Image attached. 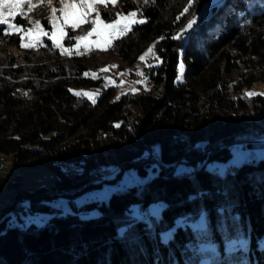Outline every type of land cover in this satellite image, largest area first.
I'll use <instances>...</instances> for the list:
<instances>
[{"label": "trees", "instance_id": "1", "mask_svg": "<svg viewBox=\"0 0 264 264\" xmlns=\"http://www.w3.org/2000/svg\"><path fill=\"white\" fill-rule=\"evenodd\" d=\"M137 8L147 22L109 48L132 64L155 45L144 73L159 92L118 94L112 84L94 102L74 95L99 80L85 75L84 52L64 62L49 39L36 57L8 54L0 65V155L54 174L29 190L20 174L0 175V188L15 189L0 210V264H264V157L216 164L240 138L264 137V95H245L264 83V0H119L100 13ZM19 44L0 35V52ZM127 168L143 180L99 198ZM24 206L48 218L10 223Z\"/></svg>", "mask_w": 264, "mask_h": 264}, {"label": "rangeland", "instance_id": "2", "mask_svg": "<svg viewBox=\"0 0 264 264\" xmlns=\"http://www.w3.org/2000/svg\"><path fill=\"white\" fill-rule=\"evenodd\" d=\"M32 4L34 6L33 11H28L27 6H25L24 11L26 12V17H21L23 19H26V23L21 22L18 20L17 15L14 19V21H10L12 23H16L17 25L21 26L22 28H31L34 26V22L36 20L40 21L41 26L44 29V32H52L54 31L51 24L48 22V17L51 15V9L53 7L57 8L58 11L56 12V15L59 16V8L61 5L59 4L58 0H52V4L49 5L47 3V0H44L42 4L39 3V0H32ZM39 5V6H37ZM102 5H96L91 10L90 18H95V14L97 11L100 12V8ZM126 14V13H125ZM141 18V17H138ZM101 19L105 21V23H110L111 21L108 19H105L101 15ZM43 20H46L48 25L44 23ZM6 26V25H5ZM81 27L91 29L90 24L82 25ZM68 29L65 28V35L63 38L57 34V39H60V44L63 48L68 49L71 48L72 50L70 52H67L65 54H61L60 48H57L59 50L58 58L64 62H70L71 56L78 55L77 53H85V49L83 48V44H93L98 39H101L100 37H97L95 34L93 36L87 37L86 40L81 41V47L76 48V40L74 43L66 44L65 39L68 37ZM74 39L77 35H80L82 32L75 30ZM37 36L39 38V43L35 46V48H29V52H27L26 49H21L20 47L16 46H10L7 50V53L0 52V65L5 62V60L8 58V54H14L18 55L21 59L24 54H28L31 56L36 57L39 52V45H43L45 43L46 39H49L51 43L53 44V39L50 38L48 35H44L43 33H35L31 36V39L36 40ZM29 40V36H24V43H27ZM21 42V41H20ZM153 44H148L144 46V50L139 53V56L134 61V63H128L127 61L120 60L113 51L108 48L107 51H100V50H89L87 53H85V62L88 64L89 69L85 72L88 73V76L92 77L95 76L99 83H94L92 86H79L72 88L73 92H87L90 94H93L95 96V99L98 95L101 94V92L106 89L109 84H106V81H112V84L116 85L117 93L120 94L122 92L131 91L134 92L138 89L144 90V91H155L159 92L160 89L153 86L151 81L147 79L145 73H144V66H146L149 63H155L158 61V59L153 56L152 54H149L145 57L144 61L139 60V57L145 53V51ZM33 50V51H31ZM153 48V52H154ZM44 58L47 59L49 62L54 61L57 56L53 54L52 52H46L44 55ZM15 63H13L14 65ZM112 65H115V67H111ZM101 69H107L106 71H101ZM121 73H126L125 75H121ZM142 73V75H141ZM111 84V85H112ZM140 84V87L138 85ZM246 92H254V93H261L264 95V83L262 81H256L254 82L249 89H247ZM247 139H259L264 140V137H243L237 140L236 144L232 148V155L230 159L227 162H221L216 163L219 165V167L222 169L229 163H236L239 164L245 157V155L252 156L253 152H255L257 157H264V149H256V150H249L245 147V140ZM59 164V163H58ZM0 165H3L0 169V175L6 176L7 180H12L16 174L21 175V186L20 189H33L36 186L45 185L50 186L54 180V174L51 173V171L45 167H26L22 165H18L16 167H13L8 159V157L1 156L0 155ZM102 177V173H96L95 180H99ZM143 180V176L139 175L134 168H127L122 176L118 180V182H114L111 184H106L102 187V190L99 192V198H107L110 191L113 188H119L122 186H128L134 183H139ZM15 189L13 188H7L3 187L0 188V210L4 208L11 200L12 195L14 194ZM157 206V205H156ZM153 207V206H151ZM19 213L20 217H22V220L19 221L15 218V213ZM14 214L10 216V223H22V222H29L32 221L36 224H42L45 222V220L48 218V214L41 213V212H33L28 209L27 206H24L23 208L18 207L14 210Z\"/></svg>", "mask_w": 264, "mask_h": 264}, {"label": "snow or ice", "instance_id": "3", "mask_svg": "<svg viewBox=\"0 0 264 264\" xmlns=\"http://www.w3.org/2000/svg\"><path fill=\"white\" fill-rule=\"evenodd\" d=\"M44 0H39V3L42 4ZM61 7L59 8L60 15L57 16L56 12L57 8L53 7L51 9V15L48 17L49 24L52 25L54 31L52 32H44L43 27L40 24L39 20L34 22V26L31 28H22L16 23H12L10 21H14L17 15L21 17H26V12L24 11L25 6H27L28 11H33L32 0H0V25H6L3 30H0V35H19L20 36V44L19 47L21 49H29L35 48V46L39 43V38L37 36L36 40L31 39V36L35 33H43L44 35H48L53 39V47L60 48L61 54H65L70 52L72 49H65L60 44V39H57V34L61 38L65 35V28H71L75 31L78 28H81L82 25L90 24L91 29L84 28L80 35L75 37L76 40V48L81 47V41L86 40L87 37L93 36L94 34L101 39H98L93 44H83V48L85 49V53L89 50H100L107 51L109 47L112 46L113 41L119 39L123 35L128 34L132 31L133 25L146 23V19L138 18L142 17V11L137 8L135 10H129L125 13H116L115 15H109L110 23H105L103 19H101V13L99 11L96 12L95 18H90L91 10L96 5H103L105 8L111 4L115 7L119 0H58ZM136 2V0H133ZM153 2V0H144L145 4ZM49 5L52 4V0H47ZM39 6V5H37ZM250 21H246L245 23H249ZM195 23L194 19H190L188 21V25L185 28L187 31L188 28H191ZM243 27V25L241 26ZM29 36V40L27 43H24V36ZM172 39H180L181 36L173 35ZM71 38H69L70 42ZM155 45L149 46V48L139 57V60L144 61L145 57L149 54L155 56L153 52V48ZM81 54V53H77ZM158 59V57H156ZM111 67H115L112 65ZM184 65L183 63L179 64L180 75L177 77L178 80H182ZM107 69H101V71H106ZM126 73H121V75H125ZM87 76L88 73H85ZM142 75V73H141ZM93 78H96L93 76ZM112 81H106V84L111 85ZM71 91V90H70ZM74 95L83 96L88 98L89 100L95 101V96L93 94L87 92H74ZM27 95V93H25ZM246 96L252 97L255 95H261L260 93L254 92H246ZM119 97H117L118 99ZM117 127L119 125H116ZM163 205L153 206L152 214L155 216H159L160 209ZM178 224L183 223L182 221H178ZM123 232V230H121ZM171 232H165L162 234L161 239L163 242H167L171 238Z\"/></svg>", "mask_w": 264, "mask_h": 264}, {"label": "water", "instance_id": "4", "mask_svg": "<svg viewBox=\"0 0 264 264\" xmlns=\"http://www.w3.org/2000/svg\"><path fill=\"white\" fill-rule=\"evenodd\" d=\"M215 11V7L210 8L206 12V16H210ZM245 147L249 150L264 149V140L247 139L245 140Z\"/></svg>", "mask_w": 264, "mask_h": 264}, {"label": "built area", "instance_id": "5", "mask_svg": "<svg viewBox=\"0 0 264 264\" xmlns=\"http://www.w3.org/2000/svg\"><path fill=\"white\" fill-rule=\"evenodd\" d=\"M3 165H0V169L2 168Z\"/></svg>", "mask_w": 264, "mask_h": 264}, {"label": "bare ground", "instance_id": "6", "mask_svg": "<svg viewBox=\"0 0 264 264\" xmlns=\"http://www.w3.org/2000/svg\"><path fill=\"white\" fill-rule=\"evenodd\" d=\"M61 164V162H59Z\"/></svg>", "mask_w": 264, "mask_h": 264}]
</instances>
